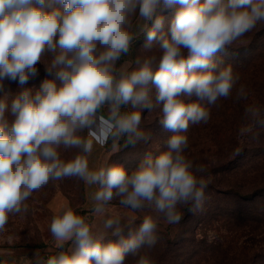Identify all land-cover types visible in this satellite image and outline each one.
Masks as SVG:
<instances>
[{
  "label": "clouds",
  "instance_id": "obj_1",
  "mask_svg": "<svg viewBox=\"0 0 264 264\" xmlns=\"http://www.w3.org/2000/svg\"><path fill=\"white\" fill-rule=\"evenodd\" d=\"M177 4L165 31L158 13ZM261 22L264 0H0V232L10 215L27 211L34 192L78 178L96 189L88 215L68 204L58 209L49 225L55 251L47 258L37 252L30 264H125L128 255L154 264L141 250L156 246L160 219L178 224L184 209L204 210L208 181L196 173L206 169L184 154L189 125L207 123L209 107L234 90L237 102L248 98L240 75L214 57ZM141 35L144 52L157 45L159 55L118 64ZM38 64L54 78L24 87L39 75ZM5 81L21 90L13 94ZM193 96L197 102H185ZM157 107L174 133L166 150L147 153L130 174L108 159L90 168L94 146L111 141L115 152L121 140L124 147L146 142L141 112ZM244 111L253 125L241 137L264 125L259 107ZM61 149L78 151L65 158ZM113 201L146 214L138 226L125 223Z\"/></svg>",
  "mask_w": 264,
  "mask_h": 264
},
{
  "label": "rangeland",
  "instance_id": "obj_2",
  "mask_svg": "<svg viewBox=\"0 0 264 264\" xmlns=\"http://www.w3.org/2000/svg\"><path fill=\"white\" fill-rule=\"evenodd\" d=\"M203 2V0H201ZM180 5H174L171 8H162L159 15L164 17L165 31L170 26V21L175 15ZM145 36L141 35L134 42L129 55L122 56L118 64L125 60L135 59L138 55L156 54L159 55L157 45L153 46L150 53L144 52L142 45L145 42ZM214 59L223 65H231L234 72L240 75L239 84L245 86L249 98L247 100H235V90L229 99H221L217 106L209 107L210 118L207 123L190 124L185 135L189 139V147L184 153L186 157L193 161L195 166H204L206 171L197 172L198 177L207 178L208 186L205 190L206 200L204 210L195 214L194 219L189 220L188 226L201 228L203 222L209 226L213 217V207H219L226 202L218 201L216 190H225L231 185L241 184L244 187L264 188V125L255 124L251 134L240 136L242 127H250L253 123H245V107L250 105V101L264 102V22L259 23L255 29L247 33L239 41L228 46L224 51L218 52ZM39 75L31 79L24 87L38 89L45 79H53L45 71L43 64L37 65ZM6 90L13 94L21 89L18 84L5 81ZM59 84V82H57ZM153 101L155 102V89L152 90ZM251 98V99H250ZM186 103L197 102L193 96ZM254 105V103H253ZM226 107H233L234 112L227 113ZM130 110L122 108V111ZM106 114L107 109L102 110ZM143 130L149 135V139L137 143L135 146L124 147V141L121 140V147L118 151H111V141L108 145L101 148L94 146L92 156L89 158L90 168H98L100 163L108 159L110 164L123 166L129 174L137 169L145 158L146 154L151 152L154 156L159 151L167 148L166 141L173 132L166 130L160 123L159 107L149 111L142 110ZM264 118V113L261 114ZM10 121L12 117H9ZM85 131L82 135H86ZM239 152L237 153V150ZM63 157L68 158L74 155L78 150L61 149ZM226 167V168H225ZM243 188V187H242ZM95 186H88L78 178H65L60 181H51L41 190L34 192L25 202L27 211L9 216L5 230L0 232V255L2 259L8 260L13 254L18 256L29 250H47L54 248V241L49 231V225L53 214L63 205L68 204L75 209L78 214L88 215V209L91 206L92 194ZM212 194V198L209 196ZM113 214L124 218L127 223L129 219L135 220L138 226L146 214L144 212L133 213L118 205V201H113ZM153 215H155L153 213ZM171 226L163 218L160 219L157 235L159 237L156 246L150 250H141L151 256L154 264H173L178 262L183 264L189 253L191 242H179L171 244ZM208 233L212 235L214 231L209 228ZM127 235V229H125ZM186 239L191 237L187 233ZM111 239H115L110 237ZM178 240V239H177ZM137 258L132 255L126 257L125 264H135Z\"/></svg>",
  "mask_w": 264,
  "mask_h": 264
},
{
  "label": "trees",
  "instance_id": "obj_3",
  "mask_svg": "<svg viewBox=\"0 0 264 264\" xmlns=\"http://www.w3.org/2000/svg\"><path fill=\"white\" fill-rule=\"evenodd\" d=\"M251 100L250 105L254 103L263 114L264 102ZM225 111L232 113L234 109L226 107ZM243 122L253 123L246 117ZM250 188L237 183L225 190H216L217 200L228 199V202L213 207L214 219L209 226L203 222L199 229L184 227L195 214L183 210V219L171 226V244L191 242L183 264H264V188ZM209 196L212 198V194ZM209 228L214 231L212 235L208 233ZM187 233L191 237L186 239ZM178 260L173 264H180Z\"/></svg>",
  "mask_w": 264,
  "mask_h": 264
},
{
  "label": "crops",
  "instance_id": "obj_4",
  "mask_svg": "<svg viewBox=\"0 0 264 264\" xmlns=\"http://www.w3.org/2000/svg\"><path fill=\"white\" fill-rule=\"evenodd\" d=\"M39 252L40 255L44 256L47 258V255L49 254L47 250H42V249H36V250H29L25 251L24 253L20 254L18 256H14L13 254H7L10 256L8 260L2 259L0 255V264H30V261H34L36 253Z\"/></svg>",
  "mask_w": 264,
  "mask_h": 264
}]
</instances>
